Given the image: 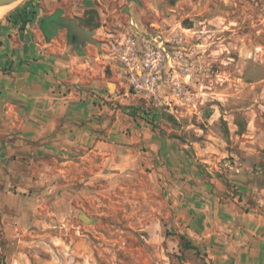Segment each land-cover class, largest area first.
<instances>
[{"label":"rangeland","instance_id":"obj_1","mask_svg":"<svg viewBox=\"0 0 264 264\" xmlns=\"http://www.w3.org/2000/svg\"><path fill=\"white\" fill-rule=\"evenodd\" d=\"M74 12L111 62L109 91L83 89L93 113L68 121L93 124L91 145L67 139L65 157L46 158L41 178L36 162L31 186L10 190L20 196L0 207V264H212L175 231L170 194L195 165L203 185L264 223V0H90ZM140 35L170 56L151 96L130 87L109 48Z\"/></svg>","mask_w":264,"mask_h":264},{"label":"crops","instance_id":"obj_2","mask_svg":"<svg viewBox=\"0 0 264 264\" xmlns=\"http://www.w3.org/2000/svg\"><path fill=\"white\" fill-rule=\"evenodd\" d=\"M89 1L76 0L73 8L76 10ZM43 2L46 7L41 2L36 7H22L29 19L23 29L20 21L14 20L18 12L0 20V207L3 208L18 206L20 195L10 190L31 186L27 181L32 178L31 166L42 163L38 170L40 177L45 173L46 158L66 156L67 139L74 140L72 144L91 145L89 125L93 124L83 127L68 121L93 113V98L87 96L88 91L94 95L109 91L103 69L111 62L104 58L107 56L103 45L98 48L68 41L66 29L57 25L48 26L47 36L42 30L44 19L57 10L61 11L60 18L67 15L73 18L75 10L69 12L60 0ZM50 8L54 10L48 13ZM77 88L82 89L80 98L74 95ZM85 88L91 90L85 92ZM68 131L73 132L67 134ZM194 166L195 172L187 167L177 169L175 174L178 180L170 194L175 231L200 248L212 264H264L261 216L244 206L243 201L228 196L220 198L216 189L203 185L204 175H200L203 171ZM21 206L26 204H21L20 209Z\"/></svg>","mask_w":264,"mask_h":264},{"label":"built area","instance_id":"obj_3","mask_svg":"<svg viewBox=\"0 0 264 264\" xmlns=\"http://www.w3.org/2000/svg\"><path fill=\"white\" fill-rule=\"evenodd\" d=\"M134 37L111 44L110 52L113 59L123 66L129 85L135 92L155 95L163 83L164 63H170V56L164 42H157V47L153 48L144 35H140L138 43Z\"/></svg>","mask_w":264,"mask_h":264},{"label":"water","instance_id":"obj_4","mask_svg":"<svg viewBox=\"0 0 264 264\" xmlns=\"http://www.w3.org/2000/svg\"><path fill=\"white\" fill-rule=\"evenodd\" d=\"M20 1H22V0H0V5L1 4H10V3L15 4V3H18ZM58 13L61 16L60 11H56L55 14H53L48 19H51L53 16L57 15ZM43 21H42V25H43ZM52 25H57L60 28L66 29L68 36L76 37V42L78 44L89 43V44H93V45L97 46L98 48H100V43L96 42L93 39V37L95 35V31H90V30H86V29L82 28L78 24L76 19L62 18V20H54V21L51 20V22H49V26H52ZM42 30H43V32H45L43 27H42ZM82 33H86V35H83Z\"/></svg>","mask_w":264,"mask_h":264},{"label":"trees","instance_id":"obj_5","mask_svg":"<svg viewBox=\"0 0 264 264\" xmlns=\"http://www.w3.org/2000/svg\"><path fill=\"white\" fill-rule=\"evenodd\" d=\"M25 8V7H24ZM20 10H22V11H20ZM57 11H60V10H57ZM17 12H18V14H17V16L15 17V21H16V19H18L19 21H20V28H24V26L29 22V19H28V17H27V11L26 10H23V8L22 9H18L17 10ZM16 12H14V13H12V14H10L7 18H9V17H13V15L15 14ZM60 13H61V11H60ZM55 17H57V18H60V14L58 13L57 15H55V16H53L51 19H54ZM47 20H49L48 18L47 19H45L44 21H43V25H42V27H43V29L45 30V34L48 36L49 35V31H48V29H47V23H46V21ZM69 40L70 41H74L75 40V37L74 36H70L69 37ZM183 241H185V244H186V246L187 247H190V248H197L191 241H189L188 239H186L184 236H182V235H180L179 236Z\"/></svg>","mask_w":264,"mask_h":264},{"label":"bare ground","instance_id":"obj_6","mask_svg":"<svg viewBox=\"0 0 264 264\" xmlns=\"http://www.w3.org/2000/svg\"><path fill=\"white\" fill-rule=\"evenodd\" d=\"M14 4L10 3V4H1L0 5V15L6 10L9 9L10 7H12ZM51 20H62V18H57L55 17L54 19H49L46 23L49 25V22H51ZM83 35H86V33H82ZM84 221H87L84 219Z\"/></svg>","mask_w":264,"mask_h":264},{"label":"flooded vegetation","instance_id":"obj_7","mask_svg":"<svg viewBox=\"0 0 264 264\" xmlns=\"http://www.w3.org/2000/svg\"><path fill=\"white\" fill-rule=\"evenodd\" d=\"M75 41H76V37H75Z\"/></svg>","mask_w":264,"mask_h":264}]
</instances>
